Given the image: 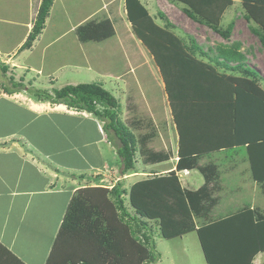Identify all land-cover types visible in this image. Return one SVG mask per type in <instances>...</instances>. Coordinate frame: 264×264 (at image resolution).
<instances>
[{"label": "crops", "instance_id": "obj_1", "mask_svg": "<svg viewBox=\"0 0 264 264\" xmlns=\"http://www.w3.org/2000/svg\"><path fill=\"white\" fill-rule=\"evenodd\" d=\"M27 1L28 5L32 7L34 15H31L29 22L26 23L28 27L26 34L33 25V16H35L40 4V0ZM54 1L46 18L45 27L54 10ZM190 1L191 3H186V0L173 1L172 3L178 2L177 5L181 7L180 10L185 13V8L188 5L198 6L202 11L204 7H210L213 11L209 15L211 18H215L216 12L222 5L221 1L224 3L227 0ZM261 1L264 2V0ZM140 2L150 14L147 0H140ZM6 4V0H0V7H4ZM10 4L11 1L8 5ZM105 4L112 6L108 11L106 10L107 15L104 18H108L109 22L114 25H111L114 32L117 31L116 24L119 22L123 28L120 35L131 38L130 46L133 47V50H131V55L127 53L131 57V62H126L115 73H105L106 76H103L102 81H99V83L108 90H114V94L111 93L119 103L118 115L134 136L138 138L136 139L140 144L138 154L141 161H135L134 167L126 174L121 175L120 160L114 147L106 140L102 125L100 126V121L95 116L85 111L68 108L62 103L51 104L44 98L27 93L26 88V91L20 89L12 94L6 93L1 88L0 244L24 264H47L57 232L74 192L79 188L89 186L88 183L90 182L94 183L91 184L92 186L98 184L96 183V174L93 173L92 168L107 170L110 167L114 172H118L119 176L121 175L120 181H123V187L126 190L124 196L127 208L131 211L142 209L146 213L147 219L154 220L157 223L160 235L168 240L174 237H182L190 232L196 233V229L200 225L221 220L247 208L254 211L256 221L264 218V202H259L258 198L264 194V183L256 181L253 177L246 144L228 145L203 153L186 155L185 157H180L178 153L180 146L186 151L203 150L201 148L211 149L214 146H223L234 140L233 131L229 127V112L226 110L229 99L228 88L227 91H222L221 96H218L223 98L218 111L210 112L216 101L215 97L217 96L215 95L205 102L206 104L211 103L210 106L205 107V104H199L201 107L194 115L189 114L190 109L178 111V118L182 124V129L180 128L182 130L181 135V130L179 129V133L177 125L173 126V116L170 118L168 112H166L163 96L155 94L162 90L161 87H164L163 80L159 81L156 78L154 70L158 67L156 64L153 71L150 69L151 62L148 61V57L144 56L145 53H149L143 52L140 40L136 38L132 31L131 24L127 19L124 0H102L100 6ZM114 6H116V9H114ZM251 6L264 23V5L251 4ZM245 13L243 0H231V3L227 5L219 17V25L222 26L223 24L222 27L226 28L229 24H233V28L237 30L239 23H242L248 33L264 34L263 25L257 24ZM8 14L12 15L10 12ZM94 15L95 13L84 15L76 21V24H87L93 19H90V17ZM0 20L13 22V20L3 17H0ZM76 24H73L72 27L74 28L73 31L77 32L79 27ZM45 27L29 49L21 51L16 57H12V53L10 55L9 51L6 52L8 58L10 57L13 61L12 64L17 63L14 70H23L24 68L26 70L24 73H27V75L31 72L30 70H34L35 77L33 80L37 83L41 81V84L37 85L47 91L48 89L52 90L70 84L68 81L58 83L59 76L61 77L62 74L60 72L67 68L76 71L78 74L80 73V81L73 84L91 82L88 79L83 81L84 75H81L84 73L87 78L91 74L93 77L92 71L94 69L92 68L95 67L89 62L74 63L73 66L62 63L45 72V55H48L49 46L60 36L59 34V36L49 39L50 41L40 42ZM76 27L77 29H75ZM233 28L232 30H234ZM77 35L80 43L86 44V42H83L85 34L80 35L79 30ZM86 36L91 37L92 35L86 33ZM99 36V39L102 38L99 40L102 43L109 39L100 34ZM40 44L45 46L40 49L38 59L27 60L23 58L24 60L18 61L22 53L31 54L35 47ZM216 47L213 48V52ZM134 50L138 51L136 54L139 56L135 63L133 61ZM124 52L126 53V51ZM34 63L39 65H34ZM143 65L151 73V77L147 80H143L141 77L142 71L138 70ZM215 68L217 70L223 69L217 63ZM21 77L25 78L23 75ZM29 77L30 75L26 76V78ZM113 79L116 84H111ZM28 82L31 86L32 80L30 79ZM13 95L19 98L22 103L18 104L20 102L16 103L12 100ZM156 96L159 97L156 104L158 105V111H160L157 113L163 119L162 122L160 121V125L155 123L159 120L155 112L144 115L138 108L146 105L148 107L153 97L156 100ZM184 107L189 108L188 105ZM91 128H94L97 133L96 139L89 140L82 137L86 135L87 129ZM77 133L81 134L80 139L77 138ZM172 138L175 140H173L174 145H177L173 155L172 151L163 152L166 148L158 146L160 142L161 145L167 146V144L172 143L169 140ZM106 141L111 147L106 145ZM92 145L97 149L95 152L91 150ZM89 150H91L93 156L97 155L98 158L94 161L95 164H89L90 167H87L88 162L77 161L79 159L77 155L80 153V156L89 157ZM157 167L160 170L155 171L154 169H157ZM146 173L158 175L153 179H149L154 182L146 186H139L141 191L138 192L137 184L147 177ZM130 177L137 178L138 181L134 186L135 193H138L136 195L138 200L136 199V201L133 200L134 197H131L130 189L126 188V182ZM242 177L248 183L252 181V184L248 186H251L252 192L255 190L254 195L248 196L244 190H241L238 183ZM240 181L242 182L241 179ZM150 188L155 191L151 192L154 194L152 201L147 204L141 202V193L144 192L145 195V190ZM148 193H150V190H148ZM157 203H160L163 211L170 209L171 213L168 214L172 215L173 222L177 221V225L182 222L185 224L184 232L171 237L162 234V231L166 230V228H163L165 221L161 212L152 209L153 205ZM8 259L7 257L1 261L5 262ZM252 264H264V251H260L254 256Z\"/></svg>", "mask_w": 264, "mask_h": 264}, {"label": "trees", "instance_id": "obj_2", "mask_svg": "<svg viewBox=\"0 0 264 264\" xmlns=\"http://www.w3.org/2000/svg\"><path fill=\"white\" fill-rule=\"evenodd\" d=\"M52 3L53 0H41L32 28L21 45V50L31 47L32 42L41 33ZM186 3L191 1L186 0ZM230 3L231 0L224 3L221 1L222 5L215 18L209 15L213 11L210 7H204L202 11L198 6L188 5L185 10L194 20L206 23L224 38H229L233 24L224 28L219 25V17ZM124 4L134 35L153 56L162 73L178 130L182 129V124L176 110L179 105L177 96H180L181 91L187 87L185 85L179 88L173 81L191 75L195 86L193 92L196 94L194 101L202 104L212 99L213 95L221 96L222 91H227V88L229 90L227 103L229 127L233 131L234 140L211 149L201 148L203 150L186 151L180 146L179 156L203 153L228 145L246 144L253 177L256 181L264 182V90L255 81L257 73L243 64L238 45L221 44L216 47L214 56H209L208 61L197 59L194 54L201 49L194 38L190 37L188 42L180 38L171 30L168 20L164 26L155 23L140 0H124ZM251 4L264 5V2L243 0L245 14L264 27L262 19ZM104 25L88 22L79 27L78 31L80 30V35L85 34L84 40L89 38L86 33L99 39V29L106 35L114 32L111 25ZM257 35L264 45V34ZM229 62L234 64L231 65ZM216 63L224 70H238L241 74L225 76L224 72H219L215 68ZM0 68L6 73L5 64ZM9 79L10 87L2 84V89L8 94L26 88L30 93L48 100L51 104L62 103L68 108L95 116L102 122L107 141L117 153L121 163L120 174H126L134 167L136 150L134 136L118 115L119 103L116 97L99 82L67 84L47 91L32 86L25 87L23 82L14 81L13 77ZM187 98L192 100L191 97ZM89 190L90 187L78 189L70 199L47 264H119L118 260L126 261L128 258H131L134 264H152L159 261L161 254L156 250L152 227L144 220L146 213L142 209H138L135 214L129 211L124 203L123 195L126 191L123 183L118 181L111 188H94L93 190L100 192L102 202L93 195L89 196L86 193ZM148 190L150 193L154 191L153 188ZM148 190H145V195L144 192L141 193V202L146 204L151 202L154 196L153 193H148ZM136 199L138 200L137 196L133 200ZM152 209L162 214L165 221L163 228H166L162 231L164 236L171 237L184 232L185 224L182 222L177 225V221L173 222L172 215L168 214L170 209L163 211L160 203L153 205ZM104 215L106 220L111 219V224L106 220V223L104 222ZM102 225L105 228H102ZM196 233L207 264H252L254 256L264 251V218L256 221L254 211L250 208L221 220L200 225ZM7 257L8 260L1 261ZM15 263L24 264L0 244V264Z\"/></svg>", "mask_w": 264, "mask_h": 264}, {"label": "rangeland", "instance_id": "obj_3", "mask_svg": "<svg viewBox=\"0 0 264 264\" xmlns=\"http://www.w3.org/2000/svg\"><path fill=\"white\" fill-rule=\"evenodd\" d=\"M10 1H11V4L8 5ZM173 1L174 0H147L148 8L150 11V16L152 17L155 23L159 24L160 26H164L166 23V20H168L169 23L171 24L170 26L171 30L176 35H178L180 38H182L186 42L190 40V37L194 38L201 49L200 51H196L194 55L197 59H200L203 61L204 60L208 61L209 56H214L213 48H215L218 44H228V45H233L234 43L235 45L237 44L238 45L237 48L242 55L241 60L243 61V64L252 68V70L257 73L255 81L258 83L259 86L261 85L264 88V45L262 44V41L260 40L258 35H256L254 32L253 33L255 35L252 34L251 32L248 33L246 31V28H244V24L239 23V27L237 28V30L236 28H233L234 30H231L229 38H224L223 36H221L219 32L214 30L212 27H210L206 23L198 22L197 20H193V18H190V16H188L184 11L180 10L181 7L177 5L178 2H175V4H173L172 3ZM101 2L102 0H55L54 1V10L52 11V15L49 18L48 22H46V27L44 26L45 30L43 32L40 42L43 43L46 40L50 41L55 36H59V34L60 36L55 40V42L52 45L49 46L48 55L47 56L45 55V61H44L45 72L50 71L53 67H55L56 65L62 64V63H67L69 66L70 65L73 66L74 63H82V62L88 63L89 62L93 64V66L95 67V68H92L94 69L92 71L93 77L89 73L90 77L87 76L86 78L85 74L82 73L81 75H84L82 78L84 79L83 81H85V79H88L91 82H99V81L101 82L103 79L102 77L106 76L105 73L107 72L115 73L118 70H120V68L124 66L126 62H131V57L127 55V53L131 55L132 53L131 50H133V47L130 46L131 38L120 35L122 33L123 28L120 26L119 22L116 24L117 31L110 33L109 35H106L103 32V30L101 31L99 29L98 35L100 34L101 36H105L106 38H109L107 39V41L103 43L102 41H99L102 38L96 39V37L92 34H91L92 37L89 36V38L83 41V42H86V44L80 43V41L78 40V35H77L78 31L77 32L73 31L74 28L72 27V25L76 24V21L80 19V17L90 14V13H93V14L95 13L94 16L90 17V19L93 18L92 19L93 21L89 20L90 22H94V24L103 23L105 24L104 26L112 25V23L109 22L108 18H104L107 15L106 10L108 11L112 5L105 4L103 6H100ZM6 3H7L6 6L0 7V17L11 19L13 20V22H10L7 20H0V66H2L3 64L7 66L6 73H3V71L0 68V91L2 90L1 88H2L3 83H5L6 86L8 87L11 86V80L9 79L10 77H13L14 81L23 82L29 88L31 87L29 86L30 83L28 82V80L31 79L32 87L44 89L41 86L37 85V84H41V81L37 83V81L33 80V78L35 77L34 70H30L31 72H29L28 74L30 75V77L26 78V76H28L27 73H24L26 70L24 68L23 70H19V69L14 70V68L17 67L16 66L17 63L12 64L13 61L10 59V57L8 58L7 53H6L7 51H9V54L12 53V57H16L19 55L21 51L25 50V49L21 50L20 47L26 40L28 33L30 32L32 28L31 27L28 33L26 34L27 32L26 29L28 28L26 23L29 22L30 16L34 15L32 11V7L28 5L27 0H6ZM114 7H115L114 9H116V6ZM8 12H10L12 15L8 14ZM36 13H35V16H36ZM35 16H33V22L35 20ZM8 17H11V18H8ZM80 24L81 23H79L78 25L76 24V26L81 27L85 23L83 25H80ZM77 27L75 29H77ZM24 35L26 36L24 37ZM139 42H140V46L143 52L149 53V51L142 44V42L141 41ZM44 46H45L44 44L43 45L40 44L39 46L35 47V49L31 53L32 55L25 53V52H24L25 54L22 53L18 61L24 60L23 58H26L27 60L38 59L39 57L38 54L41 52L40 49ZM29 48H26V49H29ZM124 51H126V53ZM136 52L138 51L136 50L133 51L134 63L137 62L139 58ZM144 56L148 57V61L151 62V64L149 63L150 69H152L153 71L154 66L156 67L157 65L153 56L150 53L149 54L145 53ZM150 56L152 57L153 62ZM229 63L233 64L232 62H229ZM34 65L38 66L39 64L34 63ZM138 70L142 71L141 77L143 78V80H147L151 77V73L148 71L146 66L143 65ZM154 70H155L156 78L159 81L163 80V76H162V73L159 67L154 68ZM219 72H224L223 74H225V76L233 75V74H241L239 73L238 70L229 71V70L219 69ZM60 73L62 74H61V77L59 76L60 79L58 83H63V81H66V82L68 81V83L73 84L77 81H80V73L78 74L76 71L70 70V68L63 70ZM3 74L5 75L3 76ZM22 75L25 76V78L21 77ZM183 79H179V80L176 79L177 81H173L175 85H179V88H182L185 85L187 87L185 90H183V92L181 91V93L179 94L180 96H177L179 105L176 107V110L183 111V110L190 109L191 112L189 111V114L194 115L195 112H198V109L201 107V105H199L201 104V102L197 103V101H194V98H196V94H194L193 92L195 86L193 84L194 81L192 80V76L188 75ZM111 84H116V81L113 79ZM163 84H164V87H161L162 90L159 92H156L155 94L161 97L163 96V104L166 107V112H168L169 117L171 118V116H173V113L171 110L173 107L171 106L169 102L164 81H163ZM22 89L26 91L25 88H21V90ZM48 91H52V90L48 89ZM109 91L114 94V90L112 91L111 89H109ZM27 93H30V92L28 91ZM32 95L36 96L34 94ZM0 96H1V93H0ZM36 97H39V96H36ZM187 97H191L192 100H189ZM217 97H215L216 101L212 109L210 110V112L218 111L220 104L223 102L222 97H218V98ZM11 98H13L12 100H14L16 103L20 102L18 104L22 103L19 100V98H17L15 95H13ZM158 100H159L158 96H156V100L153 97L152 101L149 102V104L147 103L149 105L148 107L146 105V106L138 107V108L140 111H142L144 115H147L149 112H155L156 116L159 119L158 121H155V123H157V125H160L161 124L160 121L162 122L163 119L162 117H159V114L157 113V112H160L158 111V105L156 104ZM204 102H207V100ZM185 105H188L189 108H185L184 107ZM210 105L211 103L209 104L205 103V107H208ZM128 106H129V103H128ZM226 110H228L229 112V107ZM101 125H102V122L100 121V126ZM173 126H176V121L174 119V116H173ZM80 136L81 134L77 133L78 139H80L79 138ZM82 137H86V139H89V140H94L97 137V133L94 130V128L87 129L86 135H83ZM136 138L137 137L134 136L135 149H136L134 160L138 161L140 160V157L138 154V149L140 150L139 148L140 144L137 142L138 138L137 139ZM169 140L172 142L170 143L171 145L170 144H167V146H165L164 144L161 145L162 143L160 142L158 146H162V148H166V150H163V152L172 151V155H173V151L176 150L177 145L176 146L174 145L173 138ZM105 143L108 147H111L107 141ZM91 150L95 152V150L97 149H95V146L92 145ZM91 150H89L88 152L89 157H85L83 155L80 156V153H79L77 155L79 158V159L77 158L78 159L77 161L79 162L84 161L86 163L88 162L87 167L88 166L90 167V165L95 164L94 161H96L98 157L97 155L93 156V154L91 153ZM154 170L158 171L160 169H158L157 167V169H154ZM92 171L94 174H96L95 178H97L96 183L98 184L96 186L95 185L92 186L94 183L90 182L88 183L89 186H86L84 188L90 187L91 190H89L86 193H88L89 196L90 195L95 196L102 202L100 192L93 190V189L96 187L111 188L114 184H116L118 181L121 180V175L119 176L118 172L116 171L114 172V170L110 169V167L107 168V170L100 169V168H92ZM145 175L147 177L145 179L140 180L139 182L137 181V178H133V177H130L127 180L126 188L128 190L130 189L129 192L131 193V197L135 198V196L138 194V193H135L134 191V186H135L136 181L138 182L137 186H138V192H139L141 191L139 186H143V185L146 186L154 182L153 180H149V179L155 178L158 174L146 173ZM240 179L242 180V182L240 181ZM240 179H239L238 185L241 186V190H244L246 195L248 194V196L254 195L255 190L254 192H252L251 186H248L249 184H252L251 183L252 181L248 183L244 179V177ZM120 182L123 183V181H120ZM79 189H82V188H79ZM77 190L74 192V195L77 193ZM124 195H123V198H124V203H125L126 198ZM261 196L258 197L259 202H264V194H262ZM127 201L129 203L128 199ZM137 210L138 209L131 211L129 209V211L132 214H135ZM98 220L99 221L101 220L100 217L98 218ZM105 220H106V217L104 215V222L106 223L107 221V223L110 222L109 224H111L110 218H107L106 221ZM144 220H146L147 224L152 227V232L154 233L153 238H154L156 250L160 252L161 254V258L159 259V262L157 261L158 263L157 262L155 263L157 264H206L196 233L190 232V233L183 235L182 237H174L168 240L164 238L162 235H160L159 229L157 227V223H155L154 220H149L146 218V216L144 217ZM102 228H105V226L102 225ZM90 231H91V228H90ZM83 238L84 237H82V239ZM118 263L119 264H134L131 258H128L126 261L123 259L118 260ZM155 263H152V264H155Z\"/></svg>", "mask_w": 264, "mask_h": 264}]
</instances>
